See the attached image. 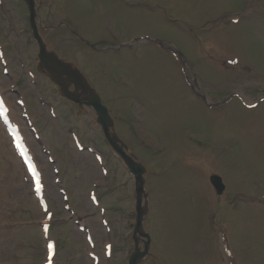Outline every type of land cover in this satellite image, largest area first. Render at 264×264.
Segmentation results:
<instances>
[{
  "label": "rangeland",
  "instance_id": "1",
  "mask_svg": "<svg viewBox=\"0 0 264 264\" xmlns=\"http://www.w3.org/2000/svg\"><path fill=\"white\" fill-rule=\"evenodd\" d=\"M44 2L46 8L42 9L41 17L45 24H66L69 27L46 33L49 43L64 57L76 62L92 79L106 105L111 108L112 116L119 120L122 138L148 169L147 188L152 216L147 223V230L154 236V257L160 260L159 247L165 264H201L205 258L206 263L219 258V240L208 236L206 232L208 214L210 218L215 215L211 222L215 236L218 229L226 225L232 236L238 264H264V202L252 207H239L237 209L240 211L232 212L236 210L232 205L235 203L233 198H237L236 192L253 193L244 194L251 196L264 195V107L260 108V112L249 113L251 115L244 113L239 117L242 118L240 120H230L227 116L215 117L191 101L186 91L180 89V94L177 93L168 78L170 69L165 70L167 60L171 59L159 47L138 46L139 51L127 49L120 54L108 52L100 56L72 35L78 34L91 44L115 45L130 40L134 35L148 33L156 40L170 43L187 58V54L193 57L195 52L198 59L201 50L196 39H202L206 44L215 36L218 39L219 33L221 37L211 46L213 52L215 48L219 49L220 55L235 54L264 77V0ZM151 2L158 4L151 5ZM149 4L159 8L160 13L140 6ZM246 10L254 12L251 18L243 17L241 24L236 27L228 24L235 16L242 17ZM215 32L217 34L213 37ZM194 36L198 37L195 39ZM0 44L6 50L9 69L18 81L19 92L26 95L30 102V112L38 128L47 133L48 137L44 135L45 140L55 144L57 137L50 133L51 117L47 108L39 105L38 98L60 105L55 106V109L61 122L64 121L63 117L92 118L89 112L80 116L76 108L68 109L64 107L65 103L60 104L55 96L57 91L50 83L39 79L40 82L35 86L29 80L27 72L34 69L37 48L28 26V13L18 0H3V7H0ZM23 63L29 70L23 68ZM206 69H209L208 66ZM170 74L174 75L173 72ZM134 75L138 77V86L134 85ZM242 76H236L242 86L249 80L259 82L254 77ZM109 79L115 89L110 86ZM0 83L5 90L8 89L9 80L3 77L1 68ZM261 87L255 92L258 93L256 99L263 96L264 85L261 84ZM159 97L160 102L155 99ZM12 100H15V96ZM82 133L86 140H94V132L82 130ZM60 136L67 137L66 134ZM2 141L0 137V202L4 206L2 214L5 217L0 227L2 261L5 264H43L46 245L41 232L43 215L23 182L26 175L20 163L8 155L9 143ZM167 141H170L168 148ZM194 142H199L203 147L189 149L191 145L195 146ZM34 149L45 165L47 195L56 212L51 238L58 240L59 244L57 264H91L85 253L88 249L85 235L75 225L76 217L71 218L64 211V204L56 193L57 189L52 183V167L46 164L38 144L34 145ZM55 154L60 162L64 161L62 151L56 149ZM111 163L112 171L121 174L119 164L113 160ZM184 163L203 169L205 176L198 175L195 180L197 183L201 181L198 190L207 198V207L203 206L198 193H195L193 177L197 174L191 172ZM60 172L62 178L67 177L68 171L64 166L60 167ZM221 173L227 175L225 181L230 180L228 186L232 187L233 192L227 191L223 198H217L209 178ZM160 175H163L161 179ZM68 191L74 200L75 191L71 188ZM107 196L102 189L100 199L102 206L107 209L110 235L101 226L103 217L90 202L84 203L82 209L85 212L78 220L83 225L92 226L94 237H98L99 241L98 253L101 254L103 245L112 239L118 243L113 260L104 264H125L128 252L125 242L129 235L127 227L133 223L134 200L131 209L119 208L115 212L117 195L112 196L107 192ZM119 212L127 217L126 221L120 219ZM233 214H240L239 218H234ZM62 225L67 226L63 229L65 234L61 233ZM213 229L210 228L211 231ZM148 264L161 263L152 260Z\"/></svg>",
  "mask_w": 264,
  "mask_h": 264
},
{
  "label": "water",
  "instance_id": "2",
  "mask_svg": "<svg viewBox=\"0 0 264 264\" xmlns=\"http://www.w3.org/2000/svg\"><path fill=\"white\" fill-rule=\"evenodd\" d=\"M36 39L41 44V40L37 35H36ZM41 47H42V52H41L40 57L43 61L48 62L49 60L45 55V49L42 46V44H41ZM46 68L49 70L51 75L54 77V79L56 80V83H58L62 88L64 87V84L59 82V80H58L59 75L58 74H63V75L68 76L71 81L76 80L75 76H77V75L71 73L68 70V67L60 65L55 60L52 63H47ZM84 91H85V89H84ZM90 103H91V105H93L98 110V112L100 114V118H107V121H108L107 111L104 108H102L99 99L97 97H95L92 99V101ZM129 166L131 167L133 172L138 175V190H137V193H138V210H139L138 223L140 224L143 220V217H144V212L142 210V205H141L142 198H143V196H145L144 191H143L144 182L141 178V174L143 173V169L138 167V166L132 165L130 163H129Z\"/></svg>",
  "mask_w": 264,
  "mask_h": 264
},
{
  "label": "bare ground",
  "instance_id": "3",
  "mask_svg": "<svg viewBox=\"0 0 264 264\" xmlns=\"http://www.w3.org/2000/svg\"><path fill=\"white\" fill-rule=\"evenodd\" d=\"M3 128L2 125L0 124V129ZM1 132V130H0ZM2 208L4 209V206H2ZM1 208V205H0V223L4 220V215L2 214L3 212V209Z\"/></svg>",
  "mask_w": 264,
  "mask_h": 264
},
{
  "label": "snow or ice",
  "instance_id": "4",
  "mask_svg": "<svg viewBox=\"0 0 264 264\" xmlns=\"http://www.w3.org/2000/svg\"><path fill=\"white\" fill-rule=\"evenodd\" d=\"M33 171H34V169H33Z\"/></svg>",
  "mask_w": 264,
  "mask_h": 264
}]
</instances>
